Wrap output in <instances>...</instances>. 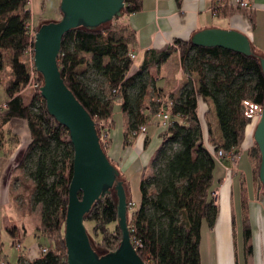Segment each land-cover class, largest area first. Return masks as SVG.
I'll use <instances>...</instances> for the list:
<instances>
[{"label": "trees", "instance_id": "trees-1", "mask_svg": "<svg viewBox=\"0 0 264 264\" xmlns=\"http://www.w3.org/2000/svg\"><path fill=\"white\" fill-rule=\"evenodd\" d=\"M29 5L30 0H0V71L5 66L3 53L10 51L13 54L10 62L13 79L7 89L8 108L0 110V149L3 127L16 119L27 121L32 142L23 155L19 170L25 175L21 181L23 188L31 193L32 206L41 208L37 236L46 240L48 252L31 262L19 258L17 264H68L65 224L73 179L74 149L68 130L48 113L39 93L43 86L39 73V87L29 104L21 96L30 83L24 58L34 49L30 30L33 16ZM142 7V0H125L123 16L138 14ZM120 19L96 30L79 28L68 33L58 61L62 77L97 124L102 149L108 155L110 143L109 139L105 142L103 130L110 131L113 123L109 121L115 106L120 103L122 112L127 115L125 145L130 146L136 138L135 133L141 127H147L150 121L151 116L146 111L151 115L159 112V108H150L146 104L153 86L150 68L165 64L174 52L180 53L189 79L178 98H171L174 105L168 110L170 124L163 145L152 162L151 175L142 178L141 203L132 215L129 213V229L133 245L146 264H203V227L207 224L214 228L219 216L212 197L215 172L221 163L215 153L224 149L241 157L247 128L264 105V74L260 65L263 56L254 48L253 55L247 57L220 48L196 47L191 40H177L166 51L148 52L141 68L130 74L134 65L130 42L122 31L123 27H115ZM83 67H87V74L80 73ZM89 74L94 79L86 77ZM99 79H103V86L97 84L93 87ZM104 86L108 88L107 94L103 92ZM201 98L214 104L222 134L220 144L213 140L208 120L209 143L204 142L199 118ZM102 121L105 127L98 126ZM255 150L254 157L248 153L254 184L258 185L264 202V187L260 188L259 181L261 155L257 145ZM120 180L123 181L122 175ZM241 192L243 218L249 212L248 194L243 183ZM128 202L132 208L129 198ZM245 217L243 236L246 248L252 231L249 218L246 220ZM87 223L93 225L91 232ZM85 225L99 255L120 249L122 234L114 192L95 205ZM10 233L14 235L13 230ZM93 236L99 237V241ZM2 242L0 230V255L4 247ZM247 248L252 251L251 247Z\"/></svg>", "mask_w": 264, "mask_h": 264}, {"label": "crops", "instance_id": "crops-1", "mask_svg": "<svg viewBox=\"0 0 264 264\" xmlns=\"http://www.w3.org/2000/svg\"><path fill=\"white\" fill-rule=\"evenodd\" d=\"M237 1L142 0L143 7L141 12L134 15H124L118 21L119 26L123 27L122 31L125 37L130 42L131 55L135 56L130 74L136 73L141 68L148 52L157 51L160 53L166 51L175 41L188 42L195 34L209 29L234 30L244 34L249 38L252 47L264 57V0H250L253 6L250 11L239 9ZM3 54L5 66L4 70L0 71V89L4 93V100L0 104V107L9 102L7 89L13 79L10 65L13 54L10 51H5ZM150 74L153 78V86L146 103L147 107L150 108L152 106L158 108L159 100L178 98L189 79L184 71L179 52H174L165 64L159 67L152 66ZM30 92V88H26L21 93V96L28 104L32 98L30 97ZM26 95L30 97H28V101L26 100ZM146 114L151 116L147 125V135L136 137L130 146L125 145L127 115L122 112L120 103L115 106L112 118L109 121L113 125L109 131L110 147L108 156L121 172L129 199L131 198L132 173L139 178V181L135 185H138L141 194L140 185L142 178L145 175H151L152 162L163 145V137L166 132V127L163 126L158 110L154 115H151L149 111H146ZM199 118L200 120L203 118L206 122L207 120L209 121L212 126L213 140L217 144H220L222 142V134L219 129L215 107L211 100L199 99ZM251 127L247 128L243 151L249 152L253 145L254 126L253 128ZM206 134L209 139L208 127ZM1 136L0 214L6 224V229L14 231L11 245L15 247L17 242L21 243L23 247V259L31 262L39 258L40 254L26 248L25 243L28 239V231L24 228V225L18 227L10 223L7 211L11 204H20L19 201L24 200L26 203L24 210L20 209L21 216L23 218L35 216V208L31 203V193L25 189H16L14 185L15 182H22L19 176V165L24 153L32 142L31 132L27 121L16 119L3 127ZM239 174V163L236 167L228 161L220 163L215 172L214 190L220 189L221 193L218 205L219 216L214 228L211 229L207 224L204 225L201 248L203 254V246H209L212 255V249L214 248L215 250L214 245H216V264H221L220 243L224 234L229 237V241L231 242L232 264H238L236 260L235 224L232 206L233 179L231 176ZM31 187H33L32 184ZM254 189V198L248 197V218L252 231L250 245L252 254L247 264H264V202L256 195L255 184ZM33 220H35L36 224L38 223L35 230L36 233L34 232L36 240L39 241V245L37 246H39V249H47V242L44 244L40 243L41 238L39 239L37 236V229L41 222V213L39 216L33 217ZM17 253L16 264L21 256L19 252ZM8 254V251L5 253L3 250L0 255V263L7 262L11 264L13 262L12 255L9 254V256ZM213 259L215 258L212 255L211 264H213Z\"/></svg>", "mask_w": 264, "mask_h": 264}, {"label": "water", "instance_id": "water-1", "mask_svg": "<svg viewBox=\"0 0 264 264\" xmlns=\"http://www.w3.org/2000/svg\"><path fill=\"white\" fill-rule=\"evenodd\" d=\"M125 0H61L62 20L46 21L36 33L34 67L43 80L40 94L48 113L65 127L74 149L73 179L65 224L68 264H146L134 247L129 229V211L125 183L101 146L97 124L67 87L59 68L64 37L79 28L96 30L122 18ZM52 22V23H48ZM48 23V24H47ZM196 47L220 48L247 57L253 47L247 36L238 31L209 29L194 35ZM264 74V57L260 59ZM261 155L260 188L264 187V105L254 132ZM117 197L118 226L122 243L118 251L99 255L93 248L85 220L106 195ZM102 254V253H101Z\"/></svg>", "mask_w": 264, "mask_h": 264}, {"label": "rangeland", "instance_id": "rangeland-1", "mask_svg": "<svg viewBox=\"0 0 264 264\" xmlns=\"http://www.w3.org/2000/svg\"><path fill=\"white\" fill-rule=\"evenodd\" d=\"M60 6H61V0H30V5H29V9L32 12V16H33V21H32V25L34 28V35L35 31L37 29H40V27H42L46 21H60L62 20V13L60 10ZM118 22L115 23V27H117ZM36 29V30H35ZM117 30L119 31V29L117 28ZM32 59H34V54L29 53L25 58L24 61L27 64V67L29 68L30 65L32 64ZM88 59H90V57H88ZM81 74H87V67H83L80 70ZM86 77H91L92 79H94L93 76H91L90 74L87 75ZM195 77V76H194ZM99 82V83H98ZM103 83V79H99V81H96V83H94L93 87H97V84H99L100 86ZM97 89V88H96ZM103 92L105 94L108 93V88L106 86H104L103 88ZM30 97H32V95H34V90L30 89ZM1 91V89H0ZM29 96L26 95V100L28 101ZM4 100V93L3 91H1L0 93V104L2 103V101ZM261 113V112H260ZM259 119L258 117L256 118V120L253 121V123L250 125L252 126L251 128H253L254 126V131L256 128V125L258 124ZM202 123V127L204 130V142L208 145L209 141H208V136L206 134L207 131V127H208V123L206 121H204V119L202 118L201 120ZM254 131H253V137H252V141H253V145L251 147V149L249 150L251 157L256 155V143L254 141ZM103 136L105 137V130H103ZM107 138H105V142H107L106 140ZM219 169V168H218ZM239 170H240V174L237 176H231L233 179L232 182V206H233V212H234V230H235V243H236V260L238 264H247L248 260L250 259V256L252 254V251L249 252L247 247H250L251 245V240L249 242V245L245 248L244 247V228H243V219H244V215L242 218V198H241V194H242V183L245 186V189L247 190V194L248 197H253L254 198V177H253V170H252V164H251V160H250V156L248 151H242L241 153V157L239 159ZM218 173V171H217ZM19 176L21 177V179L24 181V173L23 171H19ZM131 181H132V188H131V198L130 200L132 201V208L130 207V211L129 213L132 215L138 208L141 202V194L139 192L138 189V185L135 183L139 181V178H137V176L132 173L131 175ZM218 184V183H217ZM15 188L16 189H24L23 187V183L22 182H15ZM256 195L262 200L261 198V194L258 192V185L256 184ZM20 204L16 203V204H11L7 211L9 213V221L10 223L14 224L15 226L18 227H22L23 225L25 226L24 228L28 231L27 235H28V239L27 242L25 243L26 248H29L30 250H34L35 252H39L40 254V249H39V241L36 240L35 234L36 233V228H37V224L35 223V220H33V217L39 216L41 213V209L38 207H35L34 209V214L35 216H27L25 218H23L21 216L20 213V209L24 210L25 208V203L24 200L19 201ZM249 203V200H248ZM249 209V206H248ZM247 217L246 220L249 217V212L247 213ZM2 215L0 214V230H1V237H2V243L4 244L3 250L6 253L7 251L9 252L10 255H12L13 258V262L11 264H16V259L18 257V251L16 250V248L14 246L11 245L12 243V238L13 236L11 235L10 231L6 229V224L4 222V220L1 218ZM38 222V221H37ZM92 224L91 223H87V228L88 231L91 232L92 231ZM94 240L99 241V237H94ZM252 238V236H251ZM40 239V238H39ZM40 243L44 244L46 242V240L44 238L40 239ZM215 246V250L214 248L212 249V255L215 259H213V264H216L217 261V249H216V245ZM14 247V248H13ZM13 248V249H12ZM246 249V250H245ZM220 250H221V264H232V247H231V242L229 241V237L226 236L224 234L223 239H221V243H220ZM252 250V249H251ZM202 251V248H201ZM8 254V255H9ZM9 255V256H10ZM203 264H211V259H212V255H211V251L209 250V246L205 245L203 246ZM35 256V255H33Z\"/></svg>", "mask_w": 264, "mask_h": 264}, {"label": "built area", "instance_id": "built-area-1", "mask_svg": "<svg viewBox=\"0 0 264 264\" xmlns=\"http://www.w3.org/2000/svg\"><path fill=\"white\" fill-rule=\"evenodd\" d=\"M237 7L241 10H245V11H250L252 10L253 6L250 3V0H238L237 1ZM30 30H31V35L34 38V42H35V35H34V28L33 25L30 24ZM29 53L34 54V49H31L29 51ZM28 53V54H29ZM131 59L134 61L135 60V56L131 55ZM32 64L29 67V73H30V83L28 85L27 88L33 89L34 91L37 90V88L39 87V83L37 81V71L34 67V59H32ZM40 93V92H39ZM114 93H116V91H114ZM174 105V102L170 99L167 100H159L158 101V108H159V116L162 118V123L164 127H168L170 124V114H169V109ZM8 108V105H4L2 107H0V110H6ZM258 119H260V113L257 115ZM98 126L100 127H105V122H101ZM109 135L110 132L109 130H107L105 132V137L107 139H109ZM136 137H144L147 135V127L143 126L141 127L136 133H135ZM212 151H215V148H210ZM216 157L219 159V161H221V163H224L225 161L231 162L234 166L237 167L238 163H239V159L240 157L235 156L234 151L227 153L224 149H219L217 150V152L215 153ZM220 189L214 190L212 193V197L214 200V204L216 206L219 205V201H220ZM15 248L17 249V251L20 253V258H23V247L22 244L17 242L15 244ZM47 249L46 248H42L40 249V257L43 255L47 254ZM35 260V259H34ZM33 261V260H32ZM0 264H9L7 262H3Z\"/></svg>", "mask_w": 264, "mask_h": 264}]
</instances>
